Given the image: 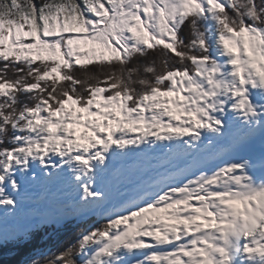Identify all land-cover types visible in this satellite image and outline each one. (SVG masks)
Masks as SVG:
<instances>
[{"label":"snow or ice","instance_id":"6c2138e0","mask_svg":"<svg viewBox=\"0 0 264 264\" xmlns=\"http://www.w3.org/2000/svg\"><path fill=\"white\" fill-rule=\"evenodd\" d=\"M29 252L264 264V0H0V264Z\"/></svg>","mask_w":264,"mask_h":264},{"label":"rangeland","instance_id":"374dc122","mask_svg":"<svg viewBox=\"0 0 264 264\" xmlns=\"http://www.w3.org/2000/svg\"><path fill=\"white\" fill-rule=\"evenodd\" d=\"M83 129H78V134L80 132H82ZM65 190L66 187L61 185V186H57V187H53L51 189V191H43L40 195H46V202L47 203H42V201L44 200H39L38 198H36V202H34L33 204H28V201H26L25 205L23 206L21 213L17 216V218L15 219V221L9 219L5 221V226H12L13 224H22L24 222V217L27 214L30 213H44V212H49L54 210L55 208L59 207L61 205V203L65 202L66 199L70 196L68 195V197H59V199L55 196L56 193H52V195L49 194V192H55V191H59V195L58 196H65ZM69 190V189H68ZM71 194V193H70ZM30 196L33 197H38L40 195H33L32 193L29 194Z\"/></svg>","mask_w":264,"mask_h":264},{"label":"trees","instance_id":"16d2710c","mask_svg":"<svg viewBox=\"0 0 264 264\" xmlns=\"http://www.w3.org/2000/svg\"><path fill=\"white\" fill-rule=\"evenodd\" d=\"M182 34L185 35L186 39L190 38L188 32H184ZM77 231H78L77 229L71 230L67 235L64 236V240L65 241L75 240ZM63 246H66V245L62 244L60 247H63ZM25 256H31L32 258H37L33 253L29 252V253H26L25 255H15V256H13L12 254H9V259H11L13 261V264H19L20 261L25 259Z\"/></svg>","mask_w":264,"mask_h":264},{"label":"bare ground","instance_id":"6f19581e","mask_svg":"<svg viewBox=\"0 0 264 264\" xmlns=\"http://www.w3.org/2000/svg\"><path fill=\"white\" fill-rule=\"evenodd\" d=\"M43 191H46V192H47L48 190H47V188H45L44 186H40V187H38L37 189H35L34 192H30V193H32L33 195H35V194H36V195H40ZM30 193H29V194H30ZM52 193H56L55 196L59 199V197H68V195H70V190H68V189L66 188V190H65V194H64L65 196H58L59 193H60L59 191L49 192L50 195H52ZM66 200H67V199H66ZM30 202H31V203H30ZM34 202H36V196L34 197V199L28 201V204H29V203H30V204H33ZM42 203H47V202H46V200H44V201H42ZM61 204H62V203H61Z\"/></svg>","mask_w":264,"mask_h":264}]
</instances>
